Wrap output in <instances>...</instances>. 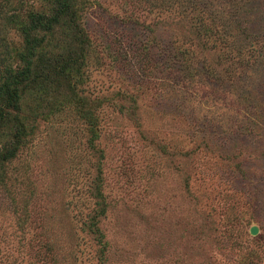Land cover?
Here are the masks:
<instances>
[{"label":"rangeland","instance_id":"1","mask_svg":"<svg viewBox=\"0 0 264 264\" xmlns=\"http://www.w3.org/2000/svg\"><path fill=\"white\" fill-rule=\"evenodd\" d=\"M87 4L80 92L102 106L100 137L93 149L76 108L38 123L0 174V264H103L86 226L96 153L108 264H264V0ZM208 14L206 50L194 27ZM238 52L249 66L228 77ZM134 105L137 124L118 108Z\"/></svg>","mask_w":264,"mask_h":264},{"label":"trees","instance_id":"2","mask_svg":"<svg viewBox=\"0 0 264 264\" xmlns=\"http://www.w3.org/2000/svg\"><path fill=\"white\" fill-rule=\"evenodd\" d=\"M31 1L0 0V27L4 33L0 37L1 175L37 132L38 123L61 114L66 108H76L79 117L93 129L90 141L93 149L100 137L96 113L102 106L98 100L92 102L80 92L88 57L93 50V42L83 20L88 0H41L45 4L39 9ZM198 5L189 2L180 9L186 16L189 11L194 13ZM211 21L207 27L198 17L199 23L194 27L195 35L204 39L200 44L206 50L216 28L212 17ZM217 38H220L224 49L229 47L227 37L217 34ZM227 55L224 57L231 62L232 68L227 71L228 77H232L233 70H247L249 61L244 60L241 52L236 56L232 53ZM118 108L132 122L138 123L137 106ZM96 155L99 159L98 176L91 186L96 207L94 214H88L86 226L99 245L100 261L108 264L110 243L99 226L101 218L107 214L108 204L103 192L102 155ZM238 170L242 171L240 167Z\"/></svg>","mask_w":264,"mask_h":264},{"label":"water","instance_id":"3","mask_svg":"<svg viewBox=\"0 0 264 264\" xmlns=\"http://www.w3.org/2000/svg\"><path fill=\"white\" fill-rule=\"evenodd\" d=\"M250 234L254 237H256L259 234V230L256 226H253L250 230Z\"/></svg>","mask_w":264,"mask_h":264}]
</instances>
